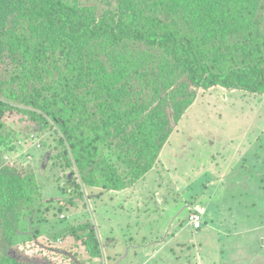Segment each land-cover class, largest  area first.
I'll return each mask as SVG.
<instances>
[{"label":"trees","instance_id":"trees-1","mask_svg":"<svg viewBox=\"0 0 264 264\" xmlns=\"http://www.w3.org/2000/svg\"><path fill=\"white\" fill-rule=\"evenodd\" d=\"M107 1L0 0V157L9 120L53 128L60 168L89 196L125 187L112 156L131 181L152 172L199 88L264 93V0ZM42 206L33 171L0 172V264H33L30 250L80 264L81 245L94 262L89 222L58 238L66 247L19 231Z\"/></svg>","mask_w":264,"mask_h":264},{"label":"rangeland","instance_id":"rangeland-1","mask_svg":"<svg viewBox=\"0 0 264 264\" xmlns=\"http://www.w3.org/2000/svg\"><path fill=\"white\" fill-rule=\"evenodd\" d=\"M9 126L0 172L33 171L47 207L23 220L25 236L38 228L66 247L60 236L71 239L91 223L100 253L91 262L85 248L76 247L80 264H264V93L199 88L179 122L171 121L152 172L131 181L125 162L112 156L125 187L103 195H87L78 173L60 168L53 128L18 119ZM196 208L204 215L194 229ZM27 254L33 264H50L41 253Z\"/></svg>","mask_w":264,"mask_h":264},{"label":"built area","instance_id":"built-area-1","mask_svg":"<svg viewBox=\"0 0 264 264\" xmlns=\"http://www.w3.org/2000/svg\"><path fill=\"white\" fill-rule=\"evenodd\" d=\"M196 209L191 213V218H190L191 219L190 224L195 229L200 227L201 215L203 213V212L201 213L200 209L197 210Z\"/></svg>","mask_w":264,"mask_h":264},{"label":"crops","instance_id":"crops-1","mask_svg":"<svg viewBox=\"0 0 264 264\" xmlns=\"http://www.w3.org/2000/svg\"><path fill=\"white\" fill-rule=\"evenodd\" d=\"M99 199H101V197L99 198ZM204 215V214H203ZM203 217V216H202Z\"/></svg>","mask_w":264,"mask_h":264}]
</instances>
